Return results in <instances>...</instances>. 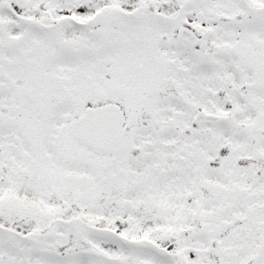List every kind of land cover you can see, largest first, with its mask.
<instances>
[{"label": "snow or ice", "instance_id": "1", "mask_svg": "<svg viewBox=\"0 0 264 264\" xmlns=\"http://www.w3.org/2000/svg\"><path fill=\"white\" fill-rule=\"evenodd\" d=\"M0 264H264V0H0Z\"/></svg>", "mask_w": 264, "mask_h": 264}]
</instances>
